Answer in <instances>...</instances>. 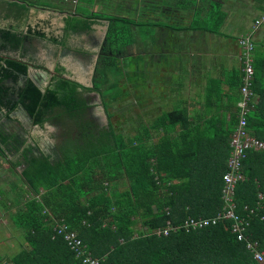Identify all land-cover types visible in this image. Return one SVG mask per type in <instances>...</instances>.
Here are the masks:
<instances>
[{"label":"trees","instance_id":"trees-1","mask_svg":"<svg viewBox=\"0 0 264 264\" xmlns=\"http://www.w3.org/2000/svg\"><path fill=\"white\" fill-rule=\"evenodd\" d=\"M181 6L183 14L188 12V3ZM32 10L65 15V36H57L54 30L49 32L54 27L51 20L40 21L32 31L27 26ZM0 12L9 22L6 27L0 26V109L5 118L0 116V163H7L17 173L22 191L25 190L18 197H9L2 219L8 221L7 225L2 223L14 236L16 232L23 235V243L16 253L3 250V244L0 245V251L6 252L0 253V264H84V251L85 255L99 259V264H260L249 242L241 240L240 233L234 231L231 220L198 231L157 234L167 228L168 222L181 225L189 218H212L226 210L224 191L229 162L217 179L198 178L195 173L189 178L200 167L190 165L189 157H181L184 150L176 152L179 142L175 131L184 126L189 129L193 123L188 106L159 114L160 109L155 108L159 106L157 98L146 120L142 117V122H132L134 132L120 131L112 122L104 127L94 123L88 115L91 105L83 96L100 87L103 94L113 92L116 85L107 74L113 68L109 70L107 66L109 71L100 73L97 89L67 78L71 71L61 64L46 89L30 77V59L22 50L32 35L66 49L73 33L90 28L95 23L92 19L101 18L89 10L88 4L75 6L74 0H0ZM103 18L111 22L109 39L116 46L113 55L135 43L133 37L126 41L135 21L114 16ZM10 49L20 50L21 58H4L3 51ZM38 69L48 71L45 65ZM22 77L24 85L19 86L17 96L12 98L14 87L9 88L6 83L16 84ZM243 78L242 72L232 79L237 82ZM18 107L31 116L34 127L47 130L48 123L57 127L61 137L51 151L42 149L41 136L30 141L27 123L14 115ZM252 112L248 129L264 141V108ZM216 122L222 123V119L217 117ZM201 148L198 145L196 150L199 152ZM232 150L231 146L229 161ZM251 151L248 157L257 156ZM247 163L248 158L244 166L249 179L238 185L237 212L247 220L249 216L253 218L249 219L251 226L246 234L264 249V206L257 211V183L250 180L254 177L248 172ZM20 167V172L15 171ZM123 182H128L125 189L121 188ZM262 182L263 176L260 183L264 187ZM203 185L212 193L208 201L203 198ZM250 188H255L257 195ZM196 200L204 202V211L198 210ZM252 209L256 210L253 216ZM0 212L3 213L1 208ZM59 224L77 234L82 242L79 250H74L65 236L58 235Z\"/></svg>","mask_w":264,"mask_h":264},{"label":"crops","instance_id":"crops-1","mask_svg":"<svg viewBox=\"0 0 264 264\" xmlns=\"http://www.w3.org/2000/svg\"><path fill=\"white\" fill-rule=\"evenodd\" d=\"M155 1L99 0V3L111 15L139 17L142 23L140 28H136L141 29L142 35L148 33L144 22L160 25L151 28V35L146 37V42L150 41L154 45L152 54L146 45L143 61L146 84L156 83L161 87L158 96L159 114L188 106L193 123L189 129L184 126L175 131V139L179 142L175 148L177 153L185 151V155L181 157H189L190 165L200 167L197 168L198 171H192V174V169L187 171L188 175L191 174L189 178L195 173L198 178L217 179L216 176L223 173L229 162L232 138L239 120L238 105L242 99L240 88L243 79L237 82L232 79L242 73V48L239 40L251 33L254 23L264 15V0H157L159 3L164 2L167 8L156 13L149 11V5ZM183 2L189 5L188 12L184 14L181 6ZM53 14L61 16L59 13ZM0 18L6 26L9 24L1 15ZM48 18H51V13L38 16L37 11L32 10L27 26L37 25L39 20ZM154 36L157 38L155 42ZM254 41L256 48L252 114L259 111V108H264V24L254 34ZM155 58L157 60L154 62ZM217 117L222 119V123L216 122ZM205 118L208 119L204 120ZM161 133L164 136L163 129ZM198 145L202 147L199 152L196 150ZM255 152L257 156L248 157L247 169L254 177L250 180L255 179L257 183L258 211L264 206V187L260 183V177L264 178V152L254 149L250 154ZM244 172L246 173L245 166ZM246 175L249 179V175ZM25 188L27 190L26 185ZM250 190L256 194L255 188ZM211 197L210 189L203 185V198L208 201ZM203 204L204 202L197 204L199 211H204ZM245 210L249 211V208L246 207ZM250 212L253 216L256 210L252 209ZM249 219L253 218L249 216L248 222ZM4 224L7 225L8 221ZM250 226L251 223L248 228ZM5 229L8 232L7 237L14 239L7 250L16 253L23 243V235L16 232L14 236L12 230L8 227Z\"/></svg>","mask_w":264,"mask_h":264},{"label":"flooded vegetation","instance_id":"flooded-vegetation-1","mask_svg":"<svg viewBox=\"0 0 264 264\" xmlns=\"http://www.w3.org/2000/svg\"><path fill=\"white\" fill-rule=\"evenodd\" d=\"M74 3H75V6L77 5L86 6V4H88L89 10H91L92 13H94V15H98L101 18L92 19V21H95V23L94 24L91 23L90 28L88 29L80 28L77 33H73L71 35L72 37L66 49H64L63 47L59 45L53 44V43L50 44V45L53 44L55 47L64 49L62 56H60V58L55 62V66L53 69L48 67L45 62L39 60L38 55H34V52H38L37 48L41 47L42 45L47 46V44L49 45L50 42L46 40H42L40 37H37L36 35H32L31 41L28 42L25 46V49L27 51L24 52L25 49L22 50V53L27 54L28 59H30V64H31L30 77L33 78L41 87L46 89L52 83L54 76L57 74L56 69H57L58 64H61L62 66H65L67 68L66 57H68L72 53L78 56L81 60H83L87 64H90L92 66L93 72L91 75L92 77L90 78L91 85L88 86L87 84L79 81L76 76L77 73H74L73 71H71V73L67 76V78L74 80L86 87H90V88L94 87L95 89H97L96 85L97 84L100 85L101 83L98 78L101 77V74H103L104 71L108 70L107 66L109 70L113 68V70L107 73L108 76L110 77L111 82L114 83L115 85H116V82H119V84H121L122 86H126L129 89H123L122 91H119V92L113 91L110 94H103L104 89L102 90V88L100 87L94 92L84 93L83 96H85V98L88 99V103L89 105H91L88 110L89 112L88 115H89V118L93 120L94 123H97L101 127L108 126L109 123L112 122L116 129H119L120 131L121 130L130 131L131 127L133 129V123H132V120L130 119L131 117L127 119L124 115H122L121 108H119L116 105H121L122 103L126 101H130V98H133V96L135 98V103L139 102L140 104H142L145 101L144 95L146 94L145 92L149 89V86L146 84V81H145V73L143 70V61H144V57L146 54L145 52L147 49L146 37L151 35V31H150L151 28H157V27H160V25L157 23L144 22L145 23L144 27L148 33L147 34L143 33L142 35V31L140 32L141 29L139 30L136 28V27L140 28V24L142 23L139 17L134 18L131 15H127V17L122 16L121 18H127L128 21L130 19V21L136 22V25L130 26L132 32L129 33V36H130L129 39L128 40L126 39V41H131L130 38L133 37V40H135V43L130 44L129 45L130 47L129 46L123 47L121 50L118 51V53L113 55V52H116L114 51L116 49V46L115 44L111 43V40L109 39L111 22L103 17L114 16V15H111L108 11L103 10V8L101 7L99 3V0H82V1L74 0ZM162 3L161 2L159 3L156 0L152 5H149V11L156 13V12H159L160 10L162 11L166 10L167 5H164V2ZM49 13H51V18L55 17L53 12H49ZM39 14L40 12L37 11L38 16ZM60 15L62 16V19H63L62 27L56 28L54 26L53 28H50L49 32H52L54 30L56 31L57 36L63 37L65 36L64 28H65V20H66L65 17L66 16L63 14H60ZM114 17H119V15H116ZM51 18L39 20L37 25L31 24L28 27L32 28L31 29L32 31H35L40 21L51 20ZM100 26L103 27L104 31H103V36L98 37L96 33H97V29ZM23 32L27 33V29H24ZM85 45L87 46L86 48L83 47ZM122 50H127L128 56L125 53H123ZM3 52H4L3 54L4 58H7V57L9 58L12 57L13 59L21 58L20 50L10 49L8 51H3ZM137 58H140V60H137ZM136 64L138 65L137 67L134 66ZM41 65H45V67L48 68V71L39 70L38 66H41ZM138 68L140 69V81L134 82L132 80L133 73H135ZM67 70L69 71L68 68ZM241 72H243L244 74L242 60H241ZM23 85H24L23 77L19 78L18 83L16 84H14L12 81H9L6 83L7 87L9 88L14 87L13 89H11L12 98H14V96H17L16 90H18L19 86H23ZM131 85L134 86L133 89H130ZM110 95H111V98H110ZM159 95H160V91L158 92V94H156V99L158 98ZM113 98H116V100L112 103V106L109 109H107L106 105L109 104ZM14 101L15 102L18 101V98H16ZM111 109H113V111H111ZM14 115L19 117L17 120L25 116L27 117V119H30L28 120L26 124V127L31 130L30 135H28L30 136V141H32L34 137H39V135L32 132V129L35 124L31 116L28 115L25 109H23L22 107L21 108L18 107ZM0 116L3 119H5L1 109H0ZM123 119L125 122L123 121ZM139 121L140 119L137 120V122ZM16 125L19 126L20 124L17 123L16 121ZM52 126L54 127L55 125L48 123L47 129L49 127L52 128ZM35 127H39V126L36 125ZM57 144L58 142L52 145L51 143H49V141H44L43 139L42 149H45L46 152H49L51 151L50 149L52 147H55Z\"/></svg>","mask_w":264,"mask_h":264},{"label":"built area","instance_id":"built-area-1","mask_svg":"<svg viewBox=\"0 0 264 264\" xmlns=\"http://www.w3.org/2000/svg\"><path fill=\"white\" fill-rule=\"evenodd\" d=\"M262 24H264V15L254 23L251 33L241 37L239 42L242 48L241 60L243 63L244 78L241 86L242 99L238 105L240 123L232 138L233 150L229 161V171L225 175V212L213 218H189L181 225L168 222L166 229L157 231L158 235L169 236L171 232H176L177 230L198 231L218 225L221 221L231 220L234 221V231L240 233L239 238L241 240L245 239L249 242V247L254 252L255 259L260 264H264V249L261 248L259 241H252V238L246 234L250 223L246 218L238 214V205L235 196L239 183L247 180V175L244 172V162L248 158L249 151L255 149L264 152V141L253 136L248 129V117L252 112L254 103V53L256 48L254 34L259 30ZM57 232L59 236H65L74 250H79L80 246H82V242L77 238V234L68 231V226L59 224ZM77 255L80 256V252ZM83 261L84 264H99V259L93 257L92 254L85 255V251Z\"/></svg>","mask_w":264,"mask_h":264},{"label":"rangeland","instance_id":"rangeland-1","mask_svg":"<svg viewBox=\"0 0 264 264\" xmlns=\"http://www.w3.org/2000/svg\"><path fill=\"white\" fill-rule=\"evenodd\" d=\"M51 22L56 28L62 27L63 25L62 16L56 15L54 18H51ZM0 26L2 27L6 26V23L3 22L1 18H0ZM101 26L97 29L96 35L98 37L103 36L104 30H103V27ZM155 40H157L156 36H154V42ZM50 44L51 43H49V45L47 44V46L42 45L41 47L37 48L38 52H34V55H38L39 60L45 62L48 67L53 69L55 66V62L60 58V56H62L64 49L55 47L53 44L52 45ZM146 45H148L149 53L152 54L153 53L152 48L154 47L153 43L149 41V42H146ZM83 47L86 48L87 46L85 45ZM122 52L128 56L127 50H122ZM66 59H67V68L69 69V71H73L74 73H77L76 76L78 80L90 86L91 85L90 78L92 77L91 75L93 72L92 66L90 64H87L83 60H81L78 56L74 55L73 53L70 54L68 57H66ZM137 60H140V58H137ZM156 60L157 58H155L154 62ZM134 66L137 67L138 65L136 64ZM154 68L157 71L156 66ZM132 80L134 82L140 81V69L139 68L137 69L135 73H133ZM148 86H149V89L145 92L146 93L144 95L145 101L142 104H140L139 102L135 103V98L133 96V98H130V101H126L122 103L121 105H116L119 108H121L122 115H124L127 119L131 117L130 119L132 120V122H135V121L137 122V120L139 119L141 120L142 117L146 120L148 118L147 113L150 112L154 108L156 94H158L161 87L159 88V86H157L156 83L155 84L150 83ZM133 88L134 86L131 85L130 89H133ZM123 89H129V88L126 86H122L121 84H119V82H116V87L115 89L113 88V91L119 92V91H122ZM110 98H111V95H110ZM155 108L159 109L160 107L155 106ZM111 111H113V109H111ZM154 113H157V112H154ZM125 114H127L128 116ZM21 120L23 121V123L24 122L27 123L28 120L30 119H27V117L25 116V117H21ZM135 124L137 125V123ZM130 129L132 130V132H134V129H132V127ZM32 132L43 137L44 141H49V143H51L52 145L55 144L56 142L59 143L58 138L61 137L57 127L55 126L54 127L52 126V128L49 127L47 130H44L40 127H34L32 129ZM21 169L22 167L15 169V171L20 172ZM16 174L17 173L14 174V172L10 170V166L7 165V163L5 164L0 163V208L2 209V212L9 205L8 200L10 196L11 197L13 196L12 198H15V197L20 196V194L25 193V190L22 191V188H23L22 182L19 181L18 176ZM126 187H128V182L126 183L123 182L121 184V188L125 189ZM4 215H5L4 212L3 213L0 212V245L2 244L4 245V246L2 245L1 247V249L3 250L11 247L12 242H14V239H10L11 237L10 238L7 237L8 232L5 229L6 226L3 224L4 222L3 223L1 222ZM3 240L8 241V244L3 243ZM16 251H18V249ZM0 253L5 254L6 252L0 251Z\"/></svg>","mask_w":264,"mask_h":264}]
</instances>
